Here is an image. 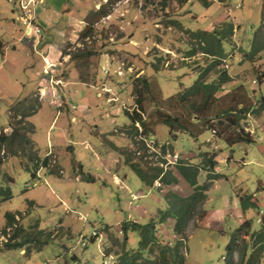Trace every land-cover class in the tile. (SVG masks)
<instances>
[{
    "label": "rangeland",
    "instance_id": "1",
    "mask_svg": "<svg viewBox=\"0 0 264 264\" xmlns=\"http://www.w3.org/2000/svg\"><path fill=\"white\" fill-rule=\"evenodd\" d=\"M42 2L49 12L38 17L39 37L49 27H62L66 35L59 50L54 45L47 54L57 57L48 64L39 49L32 52L20 42L8 46L25 26L19 19V0H0V43L7 47L0 51V130L10 133L14 103L37 98L40 107L28 118L35 129L31 139L39 158L48 157V168H40L36 177L25 170L21 158L4 161L0 186L7 177L13 182L8 185L12 197L0 202V232L9 213L17 214L16 226L26 230L38 224L39 242L46 233L51 238L22 250H2L6 239L0 237V264H124V250L129 256L140 252V236L123 231V226L150 222L161 245H179L182 264H226L231 233L246 220L251 231L259 229L264 214V113L240 110L241 104L256 109L264 96V0ZM99 9L108 15L97 19L92 14ZM81 18L93 23L94 33L78 41L87 26ZM226 24L233 31L224 34L222 55H206L205 48L217 52V43L196 36L224 32ZM62 51L73 60L62 57ZM88 52L94 55L87 57ZM44 65L47 73L42 72ZM224 77L230 82L222 84ZM198 79L220 86L218 101L209 104L201 121L191 118L197 126L192 132H202L197 138L184 133L174 138L166 126L155 123V110L173 114L176 105H164L161 99ZM229 108L245 116L239 125L253 143L227 146L205 129L207 118ZM129 116H140L150 127L144 132ZM203 157L216 162L214 171H198L195 187L206 189H198L204 198L191 204L190 221L182 236L175 235V220L165 213L167 202L195 190L178 173L177 164L199 167ZM163 177L176 181L165 185L159 180ZM245 195L255 207L241 209L240 197ZM14 232L15 227L7 231L11 236Z\"/></svg>",
    "mask_w": 264,
    "mask_h": 264
},
{
    "label": "trees",
    "instance_id": "2",
    "mask_svg": "<svg viewBox=\"0 0 264 264\" xmlns=\"http://www.w3.org/2000/svg\"><path fill=\"white\" fill-rule=\"evenodd\" d=\"M97 19L105 17L108 13L104 10L99 9L97 12H93ZM86 21V25L83 30L79 33L78 41H81L86 38H90L93 33V23ZM233 25L226 24V31L220 32L217 30H213L210 32H201L196 38H211L217 43V52L210 51L208 48L204 49V53L206 55L211 56H221V42L226 39L224 34H232ZM216 53V54H213ZM62 57L69 56L71 60H73V56L71 53H65L62 51ZM93 53L88 52L86 54L87 57L93 56ZM82 82H85L82 80ZM222 84L229 83L230 79L225 78L221 81ZM142 83L145 87H147V82L143 79ZM220 91V86L212 83L202 82L201 79H198L193 86L188 89L180 90L177 93L167 97L162 98L161 102L164 105L170 106L175 104L176 110L172 113H164L160 110L156 109L155 111V123L157 125H164L168 128L169 134L172 137H176L178 133H184L189 135L191 138H197L202 132L201 130L198 133H193L191 128L196 129L197 127L193 124L191 118L195 117L196 121H201L199 116L207 109L209 104L218 101V98L215 97L216 92ZM160 102V103H161ZM259 106L255 109L251 106L244 108L243 104L242 108H240L241 112L244 111L245 114L250 113L253 109L255 112L259 109L262 113H264V96H261V99L258 101ZM158 106V105H157ZM40 107V103H38L37 98L25 97L22 100L14 103L10 112H14V124L9 121L8 128L11 130L9 134L4 132V129L0 130V174H1V166L4 164L6 158L9 157H18L21 158L25 164L24 168L26 171H29L32 177H36V172L40 168H48V157L43 158L42 160L39 158L37 150L34 146V143L31 139V136L34 134L35 129L34 126L28 121V118L34 115ZM244 108V109H243ZM181 109H184L186 115H180ZM139 113H142V108ZM235 110L233 108L224 109L219 113H214L213 116L207 118L204 121V125L206 130L212 131L215 137L220 138V141L225 143L227 146H232L236 143H253L248 132H244V129L239 125L240 121L245 119V116L238 117L235 114ZM183 116V117H182ZM210 116V115H209ZM132 122L138 123L143 131L146 132L148 127H150L145 120H143L140 116L133 118L129 116ZM208 121H212L211 125H208ZM215 122V123H214ZM207 123V124H206ZM220 127V130L216 127ZM217 130L219 132H217ZM216 162L213 161L212 158H202L201 165L199 167H189V166H181L177 164L178 173L186 180V182L192 186L193 188L196 185V176L198 171L203 169L208 174L214 171ZM130 167L137 172L139 177L145 182L146 185L151 186L152 183L147 182L144 179V176L136 169L132 164ZM6 174L4 175V178ZM158 174L153 178L157 179ZM162 184H169L171 182H175L176 179L170 178L165 179L159 178ZM13 182V179L8 178L4 186H0V202L9 200L12 196L10 193V189L8 185ZM200 189L203 193H205L206 189L195 187L194 194L187 198H178L175 196L173 199L171 198L166 205L165 213L168 217L175 220L174 224V234L182 236V231L184 227L188 224L191 218V204L198 199L202 200L204 198V194L198 192ZM197 199V200H196ZM251 197L243 196L240 197L241 209L245 210L246 208L255 207L254 202H252ZM259 210L258 205L256 204V211ZM164 215V212L162 213ZM6 226L0 232V237H4L6 241L2 244V250H13L22 248L30 244L32 242H37L40 244L46 243L49 238H51V234H45V240L42 242L38 241V236L42 232L38 230V224H34L30 226L29 230L16 226L19 220H16L17 214H6ZM261 225L259 229L251 231V222L246 220L239 228H237L230 235L229 243L226 247L227 250V263L226 264H262V258L264 253V214L260 218ZM161 221H164L162 218ZM15 227L14 234L9 235L7 231ZM128 227V228H127ZM135 231L140 236V252L132 253L130 256L128 252L124 250L123 262L124 264H182L181 257L179 255V245H175L176 247L171 248L169 246L161 245L158 241L157 237L154 234V225L153 222L139 225L136 223H131L123 226V231L126 230ZM124 245V243H123ZM155 249L157 250L154 257H151L149 254L154 253ZM178 250V251H177ZM142 251H145L146 255L143 257ZM130 253V252H129ZM134 255V256H133ZM235 255H237V259H235ZM143 257V262L139 263V257ZM128 257V259H127ZM136 257V258H135ZM131 258V259H130Z\"/></svg>",
    "mask_w": 264,
    "mask_h": 264
},
{
    "label": "crops",
    "instance_id": "3",
    "mask_svg": "<svg viewBox=\"0 0 264 264\" xmlns=\"http://www.w3.org/2000/svg\"><path fill=\"white\" fill-rule=\"evenodd\" d=\"M13 3H15V0H9ZM23 1H27V0H23ZM30 12H31V16L34 18V23L37 25V20L38 17H40V19L45 18L46 13L49 12L48 9L45 8V5L43 4L42 0H33V3L30 4L28 6ZM86 12V11H85ZM38 15V16H37ZM48 16V15H47ZM85 22L84 19H80V23ZM44 26V24H43ZM39 27V26H38ZM45 27V26H44ZM40 28V27H39ZM48 32H46V36L44 35V37L40 38L39 35L38 36H33V37H28L26 35V31L25 27L23 28V33L20 34L19 37H16V41L8 43V46H11L12 43H23L24 45H27L29 49L32 50V52H35L36 50H38V54L41 55L42 58V62L44 64H48V62H54L57 57H54L53 59L50 57H47V54L50 53L53 49L52 46L56 45V51L59 50L60 45L64 42L66 35L63 34L64 29L62 27H59V29H53V27H49ZM51 30H53L52 32L54 33L53 36L51 37V35H49V33L51 32ZM40 32L41 29H40ZM56 32V33H55ZM15 36V35H13ZM4 44L0 43V51L7 49L4 48L3 49ZM13 50H15V47L13 48ZM54 50V49H53ZM46 54V55H45ZM3 62V61H2ZM55 66H52V68H54ZM46 67L45 65L43 66L42 72L43 73H47L46 70H44ZM58 70H53V72H57ZM52 72V73H53ZM46 80L40 81L38 87L40 88L43 84V82H45ZM41 90V89H40ZM259 205V204H258ZM259 209H260V205H259Z\"/></svg>",
    "mask_w": 264,
    "mask_h": 264
},
{
    "label": "built area",
    "instance_id": "4",
    "mask_svg": "<svg viewBox=\"0 0 264 264\" xmlns=\"http://www.w3.org/2000/svg\"><path fill=\"white\" fill-rule=\"evenodd\" d=\"M33 3V0H19V8L21 15L19 19L22 21L23 25L25 26L26 35L28 37L38 36L40 34V28L38 25L34 23V18L31 16V12L28 8L30 4ZM52 67V66H50ZM95 235V233H93Z\"/></svg>",
    "mask_w": 264,
    "mask_h": 264
}]
</instances>
